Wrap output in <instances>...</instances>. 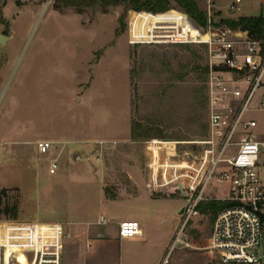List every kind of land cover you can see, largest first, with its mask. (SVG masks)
Returning <instances> with one entry per match:
<instances>
[{
  "label": "rangeland",
  "instance_id": "1",
  "mask_svg": "<svg viewBox=\"0 0 264 264\" xmlns=\"http://www.w3.org/2000/svg\"><path fill=\"white\" fill-rule=\"evenodd\" d=\"M194 1L209 18L208 1ZM79 2L65 8L57 0H0V36L8 38L0 46V189L11 203L19 198V219L87 228L100 227L101 216L141 222L146 264L163 258L176 227L185 244L171 264H217L209 249L214 216L200 211L183 227L185 199L174 182L158 195L145 186L153 141L176 144L173 164L206 135L208 47L176 43L203 41V27L173 1L167 13L140 17L126 4ZM230 2L213 0L216 26L264 13V0H243L235 15ZM39 141L56 151L40 154ZM55 158L61 170L50 175ZM173 175L169 168L167 180ZM230 188L210 183L207 202L229 197ZM112 199L118 203L103 204ZM3 223L1 231L13 229ZM62 264H72L66 248Z\"/></svg>",
  "mask_w": 264,
  "mask_h": 264
},
{
  "label": "built area",
  "instance_id": "2",
  "mask_svg": "<svg viewBox=\"0 0 264 264\" xmlns=\"http://www.w3.org/2000/svg\"><path fill=\"white\" fill-rule=\"evenodd\" d=\"M207 1L210 16L207 26L196 27L208 39L176 42L208 47L207 132L192 143L193 148L184 154L186 160L173 164L169 162L180 157L176 144L162 146L153 141L149 146L153 160L147 165L152 175L147 187L158 195L163 186L174 182L185 199L181 214L185 227L200 214V205L208 201L206 189L210 183H230L229 197L214 200L228 205L216 216L209 249L217 256V264H264V124L260 120L264 114V40L226 24L216 26L211 18L213 0ZM242 3L243 0H231L228 13L235 15ZM37 149L40 154L56 151L50 141L37 142ZM163 150L164 164L160 163ZM79 159L77 155L76 160ZM58 162L57 158L52 160L50 175L59 170ZM169 168L174 175L167 180ZM96 223L102 227L116 224L105 216ZM6 224L13 229L0 230V264H62L65 238L62 224L32 221ZM118 231L122 239L142 234L141 224L136 220L119 222ZM184 244L185 238L175 233L158 264H171L172 254Z\"/></svg>",
  "mask_w": 264,
  "mask_h": 264
},
{
  "label": "crops",
  "instance_id": "3",
  "mask_svg": "<svg viewBox=\"0 0 264 264\" xmlns=\"http://www.w3.org/2000/svg\"><path fill=\"white\" fill-rule=\"evenodd\" d=\"M65 168V167H64ZM63 169V168H62ZM61 170V168L59 169ZM150 174H148L149 182ZM140 184V183H139ZM152 194L153 192L149 190ZM138 198V197H137ZM118 203L112 199L110 201H103V204H115ZM21 216V212H20ZM32 218V217H31ZM31 218L19 219V222H40L34 221ZM137 221V220H136ZM115 230H107L104 227L87 228L85 223L75 224L73 221L60 222L64 226L67 237L64 241V248L69 250L72 264H146L150 255L149 251H146V245L149 241H146V233L141 224L142 234L134 239H122L119 236L118 223L121 221H115ZM139 222V221H138ZM174 229L172 235L169 238L167 246H169L174 233L177 231ZM80 234H84L81 236ZM124 242H134V246H128L125 248ZM168 248V247H167ZM160 259L154 264H158Z\"/></svg>",
  "mask_w": 264,
  "mask_h": 264
},
{
  "label": "trees",
  "instance_id": "4",
  "mask_svg": "<svg viewBox=\"0 0 264 264\" xmlns=\"http://www.w3.org/2000/svg\"><path fill=\"white\" fill-rule=\"evenodd\" d=\"M79 1L57 0L65 8L78 6ZM172 1L197 25L202 27L207 26V16L199 9L194 0H146L145 2L139 0H101L105 6L116 7L121 4H126L130 9L134 10L132 14L139 12L164 14L171 11L170 4ZM136 15L140 17L142 13ZM122 23L123 20H121ZM224 24L232 29H241L248 32L254 39L264 40V13L257 17H241L238 20L225 21ZM8 199V192L5 189H0V222H16L19 220V198L16 197L12 203ZM227 205L226 202L211 201L201 204L199 210L202 213H211L216 219L218 212Z\"/></svg>",
  "mask_w": 264,
  "mask_h": 264
},
{
  "label": "water",
  "instance_id": "5",
  "mask_svg": "<svg viewBox=\"0 0 264 264\" xmlns=\"http://www.w3.org/2000/svg\"><path fill=\"white\" fill-rule=\"evenodd\" d=\"M7 39L8 38L6 36H0V46L1 47L5 46ZM181 214H182V212H181ZM263 239H264V236H263ZM263 256H264V242H263Z\"/></svg>",
  "mask_w": 264,
  "mask_h": 264
},
{
  "label": "bare ground",
  "instance_id": "6",
  "mask_svg": "<svg viewBox=\"0 0 264 264\" xmlns=\"http://www.w3.org/2000/svg\"><path fill=\"white\" fill-rule=\"evenodd\" d=\"M142 14H143V15H148L149 13H147V12H142ZM202 38H203V39H208V37H207V36H204V35H202Z\"/></svg>",
  "mask_w": 264,
  "mask_h": 264
}]
</instances>
